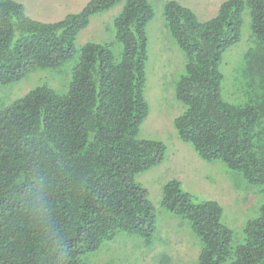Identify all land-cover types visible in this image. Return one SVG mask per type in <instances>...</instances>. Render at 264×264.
<instances>
[{
	"label": "trees",
	"instance_id": "obj_1",
	"mask_svg": "<svg viewBox=\"0 0 264 264\" xmlns=\"http://www.w3.org/2000/svg\"><path fill=\"white\" fill-rule=\"evenodd\" d=\"M117 1L89 0L48 23L15 0H0V85L73 62L65 93L39 85L0 109V264H84V253L119 232L153 237L154 207L135 181L165 152L160 141L137 137L148 115L145 27L153 7L125 1L113 19L118 51L114 42L74 45L90 18ZM247 8V100L233 104L221 97L219 62L239 40ZM164 18L185 55L175 84L185 107L174 119L178 138L264 194V0H226L205 22L169 0ZM160 205L188 220L201 243L197 264H264V203L239 243L221 223V206L195 201L176 179L164 185Z\"/></svg>",
	"mask_w": 264,
	"mask_h": 264
},
{
	"label": "rangeland",
	"instance_id": "obj_2",
	"mask_svg": "<svg viewBox=\"0 0 264 264\" xmlns=\"http://www.w3.org/2000/svg\"><path fill=\"white\" fill-rule=\"evenodd\" d=\"M34 20L54 23L68 14L79 12L89 0H15ZM126 0H118L109 10L93 15L88 26L74 40L79 47L88 42L115 43L113 19ZM154 16L146 24L148 58L145 64V99L148 115L137 137L160 141L165 145L163 159L135 176L154 207L155 231L147 242L137 234L119 232L98 248L84 253V264H197L201 243L187 219L160 205L162 189L170 180H178L183 191L197 202L214 200L221 206V223L243 241V227L257 217L264 203L259 185L249 183L240 173L228 170L220 161L200 159L193 147L180 140L174 119L185 109L175 98V84L185 73V55L169 32L164 18V4L169 0H147ZM190 8L200 22L211 19L226 0H175ZM239 40L221 55L223 74L221 97L233 104L247 100L246 78L242 76L243 54L252 45L249 10L242 13ZM114 49L120 46L115 43ZM72 61L57 68L33 69L17 82L0 85V109L39 85L65 93L71 80Z\"/></svg>",
	"mask_w": 264,
	"mask_h": 264
}]
</instances>
